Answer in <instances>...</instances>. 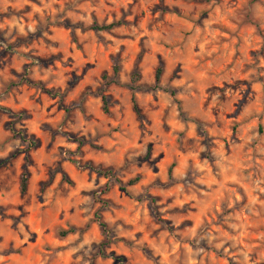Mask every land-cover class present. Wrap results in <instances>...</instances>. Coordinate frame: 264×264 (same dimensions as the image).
Returning <instances> with one entry per match:
<instances>
[{
    "label": "rangeland",
    "instance_id": "1",
    "mask_svg": "<svg viewBox=\"0 0 264 264\" xmlns=\"http://www.w3.org/2000/svg\"><path fill=\"white\" fill-rule=\"evenodd\" d=\"M113 257L264 264V0H0V264Z\"/></svg>",
    "mask_w": 264,
    "mask_h": 264
},
{
    "label": "trees",
    "instance_id": "2",
    "mask_svg": "<svg viewBox=\"0 0 264 264\" xmlns=\"http://www.w3.org/2000/svg\"><path fill=\"white\" fill-rule=\"evenodd\" d=\"M121 23L120 22H115V23H110L108 25H93L92 26V30L96 31V32H103V31H110L116 27H118ZM119 65L117 62H114V65L112 67V75L111 77H107V76H103L102 77V81H103V88H106L110 85H116L118 84V75H119ZM160 73L161 70L158 69L155 73V82L158 83L159 79H160ZM139 81V75L138 73H133L130 77L129 80V89L132 93L131 95V106H132V110L133 112L139 117V110L137 107V103L135 100V90L137 89L136 84ZM44 92H48V91H44ZM100 99H101V104H102V111L103 113L107 114L108 113V102H107V97H105L104 95H100ZM10 132L12 133V138L19 140V142L24 146V153H25V160L28 161V157H27V153L34 149L36 147L37 142L32 138V137H27L22 131H15L13 128L10 127ZM75 142L77 144H81V140H75ZM88 170L95 172L97 175L101 176L102 178H104L106 180V183L104 184V186L99 190L98 193H95L94 197L95 200H97V202L99 204H101L102 206L106 205V202L101 199L102 196H104L105 194H107L110 190H112V188L115 186L114 184H117L118 188L120 191H126L128 188L135 186L138 182H139V178L135 177L133 179L128 180L125 184H122L119 181H114L113 183V175L111 171H102L99 169H94L90 166L87 167ZM173 168V165L170 167V170ZM62 178L68 183L70 184V181L66 178L65 175L62 176ZM26 187H27V173L24 172L21 175L20 178V193L23 194L26 191ZM97 219V223L98 226L101 230V232L103 233L105 239H107L108 237L106 236L108 234L107 231V227L106 224L104 223V221L101 219L100 216L96 217ZM75 231L72 228H68V229H59L56 232V235L59 239H63L65 237H67L70 234H73ZM109 241L107 240L106 243L102 244L101 247H106L108 245ZM102 249L100 248V253H102ZM109 257H112L111 255H109ZM113 260L116 264H123V259L122 258H116L113 257Z\"/></svg>",
    "mask_w": 264,
    "mask_h": 264
}]
</instances>
